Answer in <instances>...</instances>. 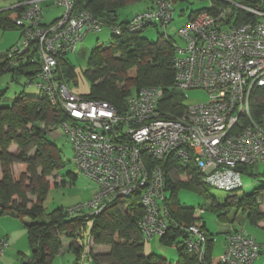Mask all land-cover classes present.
Segmentation results:
<instances>
[{
	"label": "built area",
	"instance_id": "built-area-1",
	"mask_svg": "<svg viewBox=\"0 0 264 264\" xmlns=\"http://www.w3.org/2000/svg\"><path fill=\"white\" fill-rule=\"evenodd\" d=\"M43 1L24 0L17 5L24 6L13 19L22 36L9 56L38 46L40 72L34 84L66 116L61 127L72 144L73 160L98 183L91 200L67 207L70 214H99L113 201L138 193L145 241L165 235L170 224L166 176L160 164L151 166L146 154L161 161L170 154L183 162L194 159L202 171V184L228 191L243 188L241 166L264 161V126L252 114L253 93L264 86V0L210 3L181 28L183 45L173 40V88L184 93V99L188 90L203 89L209 99L186 105L184 115L177 118L163 111L161 86L143 87L129 95L120 113L111 102L76 92L59 80V60L74 52L88 32L100 31L106 24L78 8L77 0H53L63 13L45 23ZM173 20L172 0H151L150 6L124 23L109 26L120 35L154 24L168 27ZM92 226L88 221L81 235L78 263L91 259ZM181 228V246L198 258V264H252L264 250L244 228L236 229L226 234L220 257L215 260L213 255L210 261V236L203 222ZM8 246L9 239L0 237V258Z\"/></svg>",
	"mask_w": 264,
	"mask_h": 264
},
{
	"label": "trees",
	"instance_id": "trees-1",
	"mask_svg": "<svg viewBox=\"0 0 264 264\" xmlns=\"http://www.w3.org/2000/svg\"><path fill=\"white\" fill-rule=\"evenodd\" d=\"M9 1H12L11 7L0 10V26L3 29L8 28V25L19 28L14 25L13 19L23 11L24 6L17 5L24 0ZM215 2L217 6L227 5L225 0ZM125 3V0H77L76 6L89 10L109 26L127 21L120 19L117 12ZM205 8L209 7L193 11L190 19ZM213 12L216 13L217 9ZM243 16L241 14L240 17ZM143 31H124L120 35L112 31V40L107 47L96 46L93 49L89 57L91 69L87 71L90 81L88 96L107 100L123 113L129 95L137 93L143 87L161 86L164 89L161 102L163 111L168 116L181 117L184 115L186 104L184 93L173 88V40L163 36L159 42L151 43L141 36ZM11 48L5 53H0V77L12 70L14 77L25 75L29 80L27 84L32 85L40 72L38 46L33 44L26 52L13 57L9 56ZM13 62L17 63L15 68ZM78 74L79 70L67 56L59 60L56 75L59 80L75 82ZM255 94L264 95V86L257 87ZM5 96L6 89L0 84V164L3 167L0 176V216L13 214L27 229L31 255L30 260L23 264H51L62 247L63 235L73 240L72 248L79 259L83 249L81 235L87 228L88 221L93 222L90 233L95 244L111 245L106 254V264H198V258L187 254L181 245L176 260H169L166 255L146 252V241L140 225L144 210L140 205L138 193L120 201L115 200L103 212L90 216L72 215L66 207L47 210L44 205L45 194L57 184L54 174L63 163L59 147L49 139L48 128L56 129L61 126L66 116L44 92L38 95L21 92L12 103L5 102ZM252 114L262 124L264 99L252 105ZM33 150L34 153L31 154ZM145 157L149 159L152 167L156 164L162 166L166 176V191L171 193L165 200L169 208L170 224L167 233L160 238L169 245L178 241L182 244L184 236L181 225L196 222L199 218L195 215L194 208L180 204L176 192L181 185L202 189V171L194 159L183 162L173 154L167 155L162 161L148 154ZM15 162L26 164V170H13L12 165ZM241 168L243 173L251 174V165ZM173 170L181 176H190L189 180H174L170 174ZM49 176H53L54 181L49 180ZM30 195L34 197L31 198ZM125 199H129V204ZM261 200L263 199L259 188L239 198L235 205L256 224L264 219V212L260 207ZM226 204L228 205V202ZM226 215L227 213H222L220 217ZM214 245L215 240L210 237L207 256L210 261L214 254ZM95 263L104 264L97 258Z\"/></svg>",
	"mask_w": 264,
	"mask_h": 264
},
{
	"label": "rangeland",
	"instance_id": "rangeland-1",
	"mask_svg": "<svg viewBox=\"0 0 264 264\" xmlns=\"http://www.w3.org/2000/svg\"><path fill=\"white\" fill-rule=\"evenodd\" d=\"M150 1V0H149ZM148 0H134L126 2L119 9L120 18L130 19L137 12L143 10L149 4ZM174 1V0H172ZM12 1L0 0V9L10 8ZM210 3L216 5L215 0H175L174 2V20L165 27L162 24L153 25L147 27L141 36L148 39L151 43L159 42L165 36L169 40H174L178 44L183 45V41L179 35L181 28L188 22L193 11L205 6H209ZM47 22H51L56 16H60L63 13V8L55 4L53 0H46L41 2ZM1 15V14H0ZM17 31L13 29L3 30L0 26V52H6L11 47L17 44L15 38H17ZM112 29L110 26L105 25L100 31H90L86 34L84 39L78 44L74 52L69 53L67 58L75 67L79 70V74L76 77L75 82L70 84V87L79 93H89L90 81L88 79L87 71L91 69L89 64V57L91 52L96 46L107 47L112 40ZM15 42V43H14ZM13 68L17 66L16 62H13ZM14 72L8 71L0 77V84L2 88L6 89L5 102L12 103L16 96L21 93H27L31 95L41 94L42 91L35 84H27L28 78L25 75H20L17 78L13 77ZM99 81V80H98ZM36 82V80H35ZM34 82V83H35ZM120 85H122L120 83ZM136 92V89L133 90ZM188 98L184 99L186 105H194L206 102L209 99V94L203 89H190L186 92ZM264 95H261L258 100H263ZM253 101V98H252ZM264 126V115L261 118ZM48 136L61 151L62 165L55 171L56 185L52 186L44 197V205L47 210H53L58 207H72L77 204L86 203L91 200L94 194L98 191V183L84 174L80 168L75 164L73 160L74 151L72 144L68 139L61 126L56 129L48 128ZM34 150L31 151V154ZM258 171L264 170V161L256 163ZM27 165L21 162H15L12 165V169L17 172H24ZM3 170L0 164V176ZM174 180L185 179L189 180L190 177H184L179 175L173 170L170 172ZM49 180L54 181L53 176L48 177ZM257 178L243 174L242 181L244 183L243 188L237 193L225 189H219L213 186L202 184L203 188H196L186 185L178 187L176 196L182 206L195 209V215L199 218L197 221H201L205 224L210 237L215 239L214 245V259L217 260L222 254V230L227 224L222 221L220 214L227 213L228 215L239 214L241 217H245V213L239 212L235 202L242 196L251 193L253 187L257 185ZM171 195L170 191H166V196ZM33 198V195H30ZM264 203V197H262ZM125 202L129 204V199H125ZM228 202V205L226 204ZM216 205V206H214ZM122 207L124 205L121 204ZM90 211V209H88ZM239 216V217H240ZM252 227L250 223L247 224V228ZM67 238V237H66ZM68 239V238H67ZM180 241L174 245L164 243L159 236L154 237L149 242H146V250L156 255H166L169 260H176L180 252ZM111 249V245H109ZM30 249V247H29ZM91 258L95 259V255L106 264V254H102L107 246H96L95 242L92 246ZM29 254V252L27 253ZM31 254V249H30ZM21 260V257H19ZM86 264H95L89 258L85 259ZM81 264V263H78ZM83 264V263H82Z\"/></svg>",
	"mask_w": 264,
	"mask_h": 264
},
{
	"label": "crops",
	"instance_id": "crops-1",
	"mask_svg": "<svg viewBox=\"0 0 264 264\" xmlns=\"http://www.w3.org/2000/svg\"><path fill=\"white\" fill-rule=\"evenodd\" d=\"M126 2L134 1V0H125ZM149 1V0H148ZM175 0L173 1L174 4ZM151 5V0L149 1L148 6ZM147 6V7H148ZM145 7V8H147ZM144 8V9H145ZM203 8V7H202ZM2 10V9H0ZM142 11V10H140ZM119 13V10L117 11ZM45 16V13H44ZM59 17L56 16L51 22H47V18L45 16V22L46 23H52L55 19ZM120 18V15H118ZM122 19V18H120ZM128 20L127 18H124ZM190 20V19H189ZM188 20V21H189ZM153 26V25H152ZM150 27V26H149ZM7 29H13L17 31V38H15V42H19L22 36V30L19 28H16L12 25H8V28H5L3 30ZM14 42V43H15ZM0 53H5V52H0ZM14 77V75H13ZM72 83V82H71ZM69 83V84H71ZM34 84V83H33ZM90 91V89H89ZM256 90L253 93V101L252 105L255 103H259L260 100L258 98L261 96L259 94H255ZM262 101V100H261ZM263 117V116H262ZM261 117V118H262ZM262 121V120H261ZM256 164L251 165V174L252 176L256 177L257 179V185L253 187V192H255L257 189L260 188L261 190V195L264 197V170L263 171H258V166L255 167ZM245 174V173H243ZM239 190L236 191H231L232 193H237L239 195ZM261 204V210L264 212V203L263 200ZM239 212H242L239 210ZM244 213V212H242ZM245 217H241L240 213L239 214H234V215H226V217H220L222 221L226 222V226L223 227L222 234H223V239H222V251L224 248V243H225V238L226 234L232 230L236 229H241L244 228L247 233L252 235L254 239L264 245V219L259 221L258 223H252L249 219L247 214ZM240 216V217H239ZM250 223L252 227L247 228V224ZM207 229V228H206ZM6 236L9 239V246L7 247L5 251V255L0 258V264H23L24 262L30 260V245L28 242V234H27V229L23 222L15 215L13 214H6V215H1L0 216V237ZM68 238V237H67ZM66 236H61V242H62V247L59 251V253L54 256V258L51 261V264H78V255L74 252L72 248V242L73 240L71 238L67 239ZM215 240V239H214ZM96 246H107L106 252L104 251L102 254H107L110 251L109 245L108 244H95ZM146 250V247H145ZM221 251V253H222ZM29 252V254H27ZM146 252H149L146 250ZM96 253L95 258L99 259L97 257ZM21 257V260L19 259ZM93 261L95 263V259L91 258L90 261ZM87 262L84 261L83 264H86ZM82 264V263H81ZM96 264V263H95ZM252 264H264V250L260 252L258 257L255 259V261Z\"/></svg>",
	"mask_w": 264,
	"mask_h": 264
},
{
	"label": "clouds",
	"instance_id": "clouds-1",
	"mask_svg": "<svg viewBox=\"0 0 264 264\" xmlns=\"http://www.w3.org/2000/svg\"><path fill=\"white\" fill-rule=\"evenodd\" d=\"M208 231V230H207ZM209 233V232H208Z\"/></svg>",
	"mask_w": 264,
	"mask_h": 264
}]
</instances>
